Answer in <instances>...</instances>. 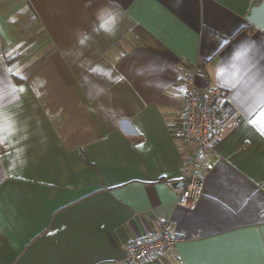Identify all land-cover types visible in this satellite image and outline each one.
Listing matches in <instances>:
<instances>
[{
	"label": "crops",
	"instance_id": "obj_1",
	"mask_svg": "<svg viewBox=\"0 0 264 264\" xmlns=\"http://www.w3.org/2000/svg\"><path fill=\"white\" fill-rule=\"evenodd\" d=\"M252 0H0V264H264V31ZM83 41V43H81ZM183 61L225 90L218 158L177 206Z\"/></svg>",
	"mask_w": 264,
	"mask_h": 264
},
{
	"label": "built area",
	"instance_id": "obj_2",
	"mask_svg": "<svg viewBox=\"0 0 264 264\" xmlns=\"http://www.w3.org/2000/svg\"><path fill=\"white\" fill-rule=\"evenodd\" d=\"M196 66L183 61L181 79L184 87L185 115L180 126L187 150L181 155L186 169L183 188L177 206L193 209L204 188L205 175L210 171L209 160L218 158V149L224 133L231 132L241 122L237 116L221 127L223 107L220 101L227 97L225 90L210 87L202 91L195 84ZM180 238L169 232L163 223L152 233L130 242L126 248L124 264H145L153 256L175 251Z\"/></svg>",
	"mask_w": 264,
	"mask_h": 264
},
{
	"label": "water",
	"instance_id": "obj_3",
	"mask_svg": "<svg viewBox=\"0 0 264 264\" xmlns=\"http://www.w3.org/2000/svg\"><path fill=\"white\" fill-rule=\"evenodd\" d=\"M245 20L252 27L264 31V0H252Z\"/></svg>",
	"mask_w": 264,
	"mask_h": 264
},
{
	"label": "clouds",
	"instance_id": "obj_4",
	"mask_svg": "<svg viewBox=\"0 0 264 264\" xmlns=\"http://www.w3.org/2000/svg\"><path fill=\"white\" fill-rule=\"evenodd\" d=\"M81 43H83V41H81Z\"/></svg>",
	"mask_w": 264,
	"mask_h": 264
}]
</instances>
